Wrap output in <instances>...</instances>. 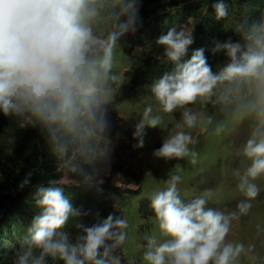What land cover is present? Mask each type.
Listing matches in <instances>:
<instances>
[{"label":"clouds","instance_id":"1","mask_svg":"<svg viewBox=\"0 0 264 264\" xmlns=\"http://www.w3.org/2000/svg\"><path fill=\"white\" fill-rule=\"evenodd\" d=\"M139 7V0H0V113L20 127L39 128L59 173L37 186L39 212L12 264H124L129 219L110 213L98 223H77L80 231L73 236L64 226L81 211L65 186L103 182L101 165L107 166L113 150L108 106L125 80L118 68L120 38L137 30ZM212 7L217 19L230 16L226 0H214ZM235 29L240 39L214 44L213 51L227 57L215 70L203 47L184 59L194 43L192 26L173 24L156 38L173 67L149 85L132 132L134 147L143 146L147 127L162 128V113L173 118L180 110L154 156L194 163L201 134L245 127L239 154L248 163L235 170L245 198L227 212L209 206L210 190L185 199L183 177L172 172L150 195L157 231L144 232L138 244L146 264H240L254 247L229 233L233 218L252 207L260 192L257 180L264 177V14L251 23L247 17L237 21ZM31 175L18 187L31 183ZM136 260L128 258L127 264Z\"/></svg>","mask_w":264,"mask_h":264},{"label":"rangeland","instance_id":"2","mask_svg":"<svg viewBox=\"0 0 264 264\" xmlns=\"http://www.w3.org/2000/svg\"><path fill=\"white\" fill-rule=\"evenodd\" d=\"M121 52L118 51V68L120 71L130 63L127 43L120 40ZM227 57L216 65L226 61ZM150 94L149 85L132 86L124 80L118 87L113 102L108 106L110 129L108 136L113 141V150L107 166L101 165V184L90 185L82 182L85 189L92 191L93 197L101 201L99 206L94 202H77L74 207L80 209L81 215L69 217L64 228L72 232L80 231L77 223L91 225L98 223L110 213L114 216L124 215L130 221V241L122 248L121 255L125 263L128 258L135 256L136 264H146L140 259L138 244L144 232L155 233L156 222L154 216L142 217L139 202L150 198L151 193L159 187H164V181L172 172H179L183 179L180 182L181 195L191 198L194 194L210 190L209 206L231 211L236 208L243 194L237 189V176L235 170H243L248 161L239 154L246 128L218 134L214 130L203 133L199 143L195 145L199 152L197 160L193 163L190 158L164 159L153 155V149L160 147L163 138L169 133L175 120L181 116L180 110L173 112V119L169 114L162 113L164 119L160 126L147 127L145 142L142 147H134L136 138L132 136L134 125L139 119L137 113L142 111L146 102V95ZM158 110V109H155ZM129 133V135H128ZM127 136V138H125ZM260 192L253 199L252 207L247 214L233 218V228L229 238L242 240L254 245L250 254L256 259H247L242 254L240 264H264V177L257 180ZM134 184L135 186H131ZM99 201V202H100ZM25 222L7 224L8 233L15 235L14 242H4L0 239V256L3 264H12L20 240L26 234L31 218L39 212L37 206L28 208ZM1 221V220H0ZM61 264V262H56Z\"/></svg>","mask_w":264,"mask_h":264},{"label":"trees","instance_id":"3","mask_svg":"<svg viewBox=\"0 0 264 264\" xmlns=\"http://www.w3.org/2000/svg\"><path fill=\"white\" fill-rule=\"evenodd\" d=\"M213 2L139 0V26L135 32L126 33L120 38L127 43L130 59L124 70L126 82L132 86L150 85L154 78L172 69V63L163 59V47L155 41L158 35L166 32L173 24L193 27L194 43L189 46L184 59L190 58L194 49L203 47L208 63L214 66L226 58L222 51H213L215 42L229 38L233 41L240 39L235 29L237 21L247 17L251 23L264 14V0H226L230 16L217 19ZM57 163L46 137L38 127H20L13 117L0 113V239L3 245L4 242L12 243L16 239L14 234L8 233L7 224L25 222L24 219L29 215L26 210L36 206L33 194L37 186L46 185L50 178L59 175L56 171ZM29 171L32 172L31 183L18 187ZM82 184L65 186L73 206L77 202L86 204L92 201L95 206H99L101 201L95 199L92 191L85 189ZM150 204V198L140 200L142 217L155 216ZM77 232L71 234L74 236ZM0 264H3L1 256ZM124 264L127 263L124 261Z\"/></svg>","mask_w":264,"mask_h":264},{"label":"bare ground","instance_id":"4","mask_svg":"<svg viewBox=\"0 0 264 264\" xmlns=\"http://www.w3.org/2000/svg\"><path fill=\"white\" fill-rule=\"evenodd\" d=\"M245 244L248 245L247 242H245ZM250 244H251V243H250ZM250 250H251V249H249V251H248L247 259H256L255 257H253V256L250 254Z\"/></svg>","mask_w":264,"mask_h":264}]
</instances>
